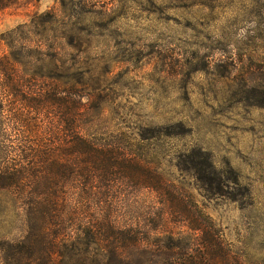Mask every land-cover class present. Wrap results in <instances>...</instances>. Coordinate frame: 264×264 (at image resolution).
I'll return each mask as SVG.
<instances>
[{
	"label": "rangeland",
	"instance_id": "1",
	"mask_svg": "<svg viewBox=\"0 0 264 264\" xmlns=\"http://www.w3.org/2000/svg\"><path fill=\"white\" fill-rule=\"evenodd\" d=\"M19 26L83 73L90 132L182 187L264 264V0H16L0 9V56ZM25 233L22 201L4 196L0 264Z\"/></svg>",
	"mask_w": 264,
	"mask_h": 264
},
{
	"label": "trees",
	"instance_id": "2",
	"mask_svg": "<svg viewBox=\"0 0 264 264\" xmlns=\"http://www.w3.org/2000/svg\"><path fill=\"white\" fill-rule=\"evenodd\" d=\"M20 27L0 56V203L21 200L26 222L3 244L9 264H262L182 187L90 132L83 73ZM143 188L157 204L137 207Z\"/></svg>",
	"mask_w": 264,
	"mask_h": 264
}]
</instances>
